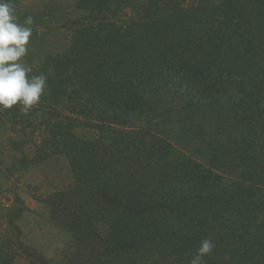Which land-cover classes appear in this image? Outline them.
<instances>
[{
    "label": "trees",
    "instance_id": "trees-1",
    "mask_svg": "<svg viewBox=\"0 0 264 264\" xmlns=\"http://www.w3.org/2000/svg\"><path fill=\"white\" fill-rule=\"evenodd\" d=\"M77 7L69 49L29 73L48 76L40 102L6 109L22 137L39 129L30 164H70L73 187L45 202L71 244L58 262L27 248L13 206L0 264H190L204 239V264H264V0Z\"/></svg>",
    "mask_w": 264,
    "mask_h": 264
},
{
    "label": "rangeland",
    "instance_id": "rangeland-1",
    "mask_svg": "<svg viewBox=\"0 0 264 264\" xmlns=\"http://www.w3.org/2000/svg\"><path fill=\"white\" fill-rule=\"evenodd\" d=\"M78 1L11 0L19 23L23 24L29 16L33 18L28 53L22 58L25 66L32 69L31 72L38 69L46 55L64 54L69 49L76 21L86 15L77 7ZM133 1L141 3L145 0ZM118 15L120 19L128 18L134 15V8H125ZM33 117L37 121L43 118L40 114ZM14 118L12 112L8 113L6 109L0 111V241L12 232L7 223L8 210L13 206H22L24 211L15 223L23 244L58 262L71 244L72 234L51 219L45 200L58 191L72 188L73 173L63 154L30 164L40 143L39 129L28 128L27 134L33 133L22 137L19 133L22 123ZM42 128L45 129V124ZM75 132L88 139L98 135L94 128L84 126H78ZM14 139L25 142L21 150L14 148ZM99 229L103 234L107 232L103 223H99ZM19 256L24 258H19V262H27V255L20 253Z\"/></svg>",
    "mask_w": 264,
    "mask_h": 264
},
{
    "label": "clouds",
    "instance_id": "clouds-1",
    "mask_svg": "<svg viewBox=\"0 0 264 264\" xmlns=\"http://www.w3.org/2000/svg\"><path fill=\"white\" fill-rule=\"evenodd\" d=\"M32 24L31 16L23 24L19 23L11 0H0V111L19 105L20 111L26 115L45 93L48 76H29L32 69L22 61L28 53ZM54 71V68H49L48 74ZM214 247L210 239L202 240L190 264H204V256Z\"/></svg>",
    "mask_w": 264,
    "mask_h": 264
}]
</instances>
